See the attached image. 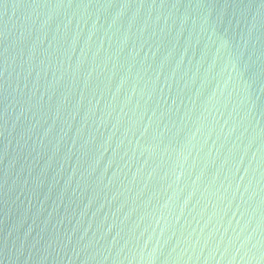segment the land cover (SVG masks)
<instances>
[{
  "label": "water",
  "instance_id": "water-1",
  "mask_svg": "<svg viewBox=\"0 0 264 264\" xmlns=\"http://www.w3.org/2000/svg\"><path fill=\"white\" fill-rule=\"evenodd\" d=\"M0 264H264V0H0Z\"/></svg>",
  "mask_w": 264,
  "mask_h": 264
}]
</instances>
